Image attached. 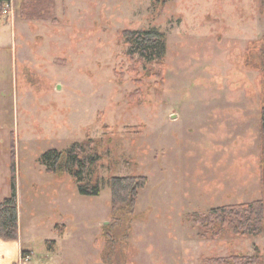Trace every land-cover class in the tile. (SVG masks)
<instances>
[{"label":"rangeland","instance_id":"rangeland-1","mask_svg":"<svg viewBox=\"0 0 264 264\" xmlns=\"http://www.w3.org/2000/svg\"><path fill=\"white\" fill-rule=\"evenodd\" d=\"M125 30L162 33V64ZM263 107L264 0L0 4V202L14 166L24 264H264V230L195 223L264 200ZM89 138L97 196L43 162ZM113 176L147 177L133 214Z\"/></svg>","mask_w":264,"mask_h":264},{"label":"trees","instance_id":"trees-1","mask_svg":"<svg viewBox=\"0 0 264 264\" xmlns=\"http://www.w3.org/2000/svg\"><path fill=\"white\" fill-rule=\"evenodd\" d=\"M5 1L0 0L3 5ZM157 5H165L171 0H153ZM123 37L128 45L130 55L138 54L148 62L162 64L167 53L164 35L157 30L133 31L125 30ZM262 138L264 141V107L261 112ZM100 145L89 138L86 141L74 142L65 150H49L43 156V162L50 172L69 173L78 185L83 195L97 196L102 191L101 182L93 181L91 172L93 166L101 160L98 152ZM263 179H264V149H263ZM16 169L13 166L11 179V194L0 202V238L15 240L19 238V216L16 187ZM145 176H113L107 184L112 191V208L114 215L121 212L133 214L136 210L138 195L146 186ZM230 224L237 234L257 236L264 230V200L247 204L225 205L212 209L204 218H196L195 223ZM264 262V256L262 257ZM254 261H248L253 264ZM258 264V263H255Z\"/></svg>","mask_w":264,"mask_h":264},{"label":"crops","instance_id":"crops-1","mask_svg":"<svg viewBox=\"0 0 264 264\" xmlns=\"http://www.w3.org/2000/svg\"><path fill=\"white\" fill-rule=\"evenodd\" d=\"M28 253L31 254L33 258V250L31 248H26L21 231H19L18 239L6 240L0 238V264H24L25 262H20L21 256Z\"/></svg>","mask_w":264,"mask_h":264},{"label":"built area","instance_id":"built-area-1","mask_svg":"<svg viewBox=\"0 0 264 264\" xmlns=\"http://www.w3.org/2000/svg\"><path fill=\"white\" fill-rule=\"evenodd\" d=\"M31 254H23L22 256H21V259H20V262H29L30 260H31Z\"/></svg>","mask_w":264,"mask_h":264}]
</instances>
